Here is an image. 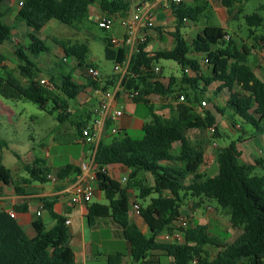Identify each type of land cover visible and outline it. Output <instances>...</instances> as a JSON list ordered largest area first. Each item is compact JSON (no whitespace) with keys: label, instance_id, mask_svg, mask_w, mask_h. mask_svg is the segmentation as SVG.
<instances>
[{"label":"trees","instance_id":"obj_1","mask_svg":"<svg viewBox=\"0 0 264 264\" xmlns=\"http://www.w3.org/2000/svg\"><path fill=\"white\" fill-rule=\"evenodd\" d=\"M4 1L0 0V6ZM14 1L18 6L15 20L36 32L50 20L75 28L87 19L93 6H97L105 15L124 17L130 12L132 4V0ZM221 3L234 20L242 12L241 6L235 10L233 8L241 0H221ZM168 7L174 19V31L170 33L174 41L173 47L149 53L146 51L148 42L137 45L130 56L127 74L121 80L123 90L139 91L140 97L134 102H142L148 107L150 121L143 125L142 137L138 139L120 130L112 134L110 123H105V138L96 144L94 162L98 167L95 174L98 190L106 203L86 205L88 225L91 228L96 220L109 219L128 243L132 264H161L162 257L170 258L171 264H264V174L259 176L254 173L260 163H241L236 143L231 142L216 151L217 175L204 178L198 173L203 164L204 150L186 135L189 130L214 126L215 120L211 112L205 110L203 117H200L190 106L192 103H199L200 106L201 102L206 104L201 98L212 84L216 85L213 95L225 93V107L233 110L234 116L242 125L250 126L254 135L264 134V83L248 65L251 51L264 49V34H256L259 28L264 31V20L257 13L243 17L249 38L253 41L250 46H238L231 38L224 40L228 34L218 26H206L188 43L181 30L186 22H198L208 7V1L184 0L180 4L171 3ZM11 33L12 28L4 22V15L0 10V45L7 42L13 44L14 55L22 65L20 74L27 78L25 85L14 78L12 71L6 69V58L0 52V70L5 74L4 77L0 76V97L31 102L48 114L59 110L57 118H61L67 109V100L77 97L84 86L76 84L71 73L61 75L59 85L55 83V76L50 75L49 81L62 93L64 100L52 90L41 86L36 79L33 62L23 48L12 42ZM31 38L32 42L26 49L29 54L37 56L49 52L44 41ZM96 39L103 44L106 60L123 63L128 55L126 48L115 47L109 38ZM52 42L61 49L63 60L71 57L80 68L94 67L85 61L87 44H70L57 39ZM225 43V48L220 46ZM160 60L174 61L180 66L179 84L175 83L173 77L168 79L166 85L158 81L154 68ZM186 67L190 68L189 74L184 73ZM118 78L119 76H111V81H107L103 89H107L108 84L113 85ZM88 83L95 89L99 87L95 81L88 80ZM151 94L163 97L177 94L186 102L179 104L175 117L165 119L153 113V107L146 99ZM50 101L53 107L47 110ZM58 102L60 105L55 107ZM215 109L218 113H223L221 109ZM77 128L80 130L81 125H77ZM214 130V135L217 136L215 127ZM174 144H178L175 150ZM169 162H182L184 167L176 169L161 165ZM114 164L126 167L130 171L131 180L141 172L153 177V185H141L138 196L145 199L152 194L156 195L146 206H139V216L148 229L147 235L129 218V188L110 178L105 171L106 166ZM23 168L31 180L41 184L48 182L49 169L42 161L24 164ZM72 170L78 172L74 167L65 166L57 171L56 176L63 179ZM189 177L193 181L184 185L183 181ZM9 183L17 194H24L12 179L10 171L0 165V189L1 185ZM187 196L199 200L193 203V209L208 201H215L229 216L230 226L241 229L242 233L231 243H225L209 236L205 225L191 226L187 220L182 243L157 242L156 237L160 233L175 229L181 218L182 201ZM37 200L54 225L47 228L38 215L32 221L35 236L30 238L14 218L0 211V264H76L74 252L69 245L67 219L53 209L56 198L43 197ZM208 246L218 249L215 256L206 255L204 248ZM122 256L121 253L110 255L109 264H120Z\"/></svg>","mask_w":264,"mask_h":264},{"label":"rangeland","instance_id":"obj_2","mask_svg":"<svg viewBox=\"0 0 264 264\" xmlns=\"http://www.w3.org/2000/svg\"><path fill=\"white\" fill-rule=\"evenodd\" d=\"M142 1L144 0H132V13L135 10V5L140 4ZM145 1H147L148 3H153L155 0ZM220 2L221 0H211V5L214 7H218L221 5ZM6 6H8L7 3L1 6V10H3L5 14L4 21L6 23H11V14H9L8 10L4 9ZM238 6H241L242 12L237 16V19L226 21L227 19L224 20V17L226 16L224 13L220 14L219 17L222 20V24L224 26L229 25V28H227L226 30L229 38L234 40L238 46H249L253 43V41L252 38H249L248 28L244 22L243 17L245 15H252L253 13H257L264 20V0H241L240 4L235 3V5L233 6L234 10ZM98 15L99 11L97 6H95V8H92L90 10V14L88 15L87 19H85L82 23L77 24L75 28L66 26L55 20H50L38 32L27 30L28 34L34 35L37 38L44 40L45 45L49 48L48 53H40L37 56H33L26 50L31 41L29 36L27 35L26 37L21 38V43L19 44V46L25 50V52L29 56V60L33 62L36 69L35 75L38 79H40L41 77L49 79L48 77H50V75H53L56 78V85H59L58 80L60 79V76L71 73L72 76H77L76 79H78L79 81L88 83L87 79L91 80L88 74V68H86L87 79L82 78L79 74L80 71H84V69L77 66V61L74 58L67 57L65 60H63L64 57L62 51L57 45L52 42L53 39L62 40L70 44L76 42L87 44L88 54L86 55L85 61L86 63L93 65V69L97 70V72L99 73L98 79L117 76L113 73L114 63L112 61L106 60L104 56L103 44L96 38H109L111 40L116 39L120 41L122 39L123 29L120 25L119 19H117L113 26L107 30L99 28L97 25ZM164 22L165 24L161 25L162 28H160L162 32H160V34L157 33V36L159 37L158 40L151 39V41H149L150 49L154 52L159 50H169L173 46V39L169 36V33H172L174 31V20L172 16H169L168 19H164ZM12 24H14V22ZM208 24L220 25L221 23L219 22L217 17L210 18L208 16L204 17L203 15L196 23L186 22V27L181 30V33L185 37L186 41L190 42L189 40L195 37V34ZM193 25L195 26L192 27ZM256 34H264V31L259 28L256 30ZM10 46V42L1 45L0 52L5 56L6 60H10L11 63L20 64L19 60H14L12 58L13 56H16L14 54L12 55ZM220 46L225 48L227 46V43L221 44ZM258 53H264V50L258 49ZM255 60L257 62H260L262 61V58H260V56L257 54ZM248 61L249 65L252 66V55L248 58ZM156 66L158 69H160V72H158L157 74L158 80L160 79L161 75L164 77H173L175 83L179 84L181 77V68L176 62L170 60H160L158 61ZM13 70L17 71V68H14ZM203 71L206 72V69L204 68ZM12 75L18 81H20V79L21 81L24 80L23 78H20V76H18V71L17 73L12 72ZM0 76H5L4 72L1 70ZM262 80L264 81V79ZM52 91L54 94L58 95L60 99H63L64 96L55 87V85H53ZM203 98L211 99V103H213L214 105H218L220 109L223 107L220 101L214 102V97L210 93L204 94ZM185 102V100L181 101V103ZM67 103L72 109H75L77 107L76 101L73 99H68ZM52 107L53 103L50 101L47 104L46 109L50 110ZM138 107H140L141 110H146V107L144 105H138ZM201 107L203 110H210L217 121L222 118V116L215 112L212 104L210 105L209 102H206V106ZM57 115V111H54L52 114H48L46 111H42L37 105L31 102L22 100H5L0 97V164L10 171L15 180L16 177L25 178L28 179L33 185H40L39 182L30 180L29 175L23 168L24 164L29 163L25 151L27 149H30L33 157L40 158L42 160L44 159V155L43 153H41L40 144L45 138L51 137V129L53 128V126L58 125V121L56 119ZM136 115L138 116L139 112ZM225 115H227V112ZM237 122L238 124L240 123L238 120ZM244 127L248 126L244 125ZM207 129L208 128L189 130L186 134L192 140H196L194 141V143H200V145L204 147L206 143H211V140L206 137V135L203 138L201 136L202 133L206 132L204 130ZM219 133L221 135L219 138L216 135L212 136V138L215 139L216 143V148L213 147L214 152L228 146L231 142H235L237 144L238 138L243 136L241 132L233 131L227 127H224L223 125L219 126L218 134ZM129 135L134 139H138L142 137V131H131L129 132ZM254 144L257 147H263V143L260 142L259 139L255 140ZM80 148L81 147L78 144H66V146L53 148L51 150V155L54 157V161L53 165L51 166L54 168L64 165L65 153L67 152H70L77 157L80 152ZM175 148H177V144H175ZM164 165L169 164L164 163ZM173 165L176 166V164ZM216 175L217 165L216 163H213L211 168L206 172L204 178H212ZM147 177V173L141 172L138 175V178L134 180V182L139 181L142 186H149L151 184L152 178ZM50 187L51 184L49 182H46L45 189H49ZM131 189L134 191L139 204L141 203L143 205H146V203L149 202L151 198L156 197L155 194H152L146 199H140L138 197L139 184ZM198 201V199L187 196L181 204L180 211L185 219L188 220V223L191 224V226H196L199 223L204 224L207 226L210 235L225 243H231L242 233L241 229L231 228L229 224V216L225 211L219 208L215 201H208L201 204L199 208L193 209V203H197ZM102 202L105 203L106 201L102 199ZM174 230L179 231L177 225H175ZM92 241L94 242L92 264H106L105 258L101 259L100 256L96 254V252H98L102 256L114 255L117 252L123 255L127 254L125 240L121 236H116V233L114 234L111 229L103 228L100 232L94 230L92 234ZM204 252L209 257H213L218 252V249L208 246L204 248ZM169 262L170 259L168 257L161 258V264H169Z\"/></svg>","mask_w":264,"mask_h":264},{"label":"crops","instance_id":"obj_3","mask_svg":"<svg viewBox=\"0 0 264 264\" xmlns=\"http://www.w3.org/2000/svg\"><path fill=\"white\" fill-rule=\"evenodd\" d=\"M159 1H160V5H158V7L156 8L153 29L145 30L142 32L147 37V42L149 44H147L146 51L149 53L154 52L150 49V42L149 41H151V39L158 40L159 37L157 36V33L160 34V32H162V30H160V28H162L161 25L165 24L164 19L165 18L168 19V17L172 16V14L169 10V7L167 5H165L164 0H155L153 3L152 2L148 3L147 1L144 0L140 4L135 5V8L137 6H140L143 3L149 4L151 6H155V5H157V2H159ZM5 3H7L8 6H6L4 9L8 10L9 14H11L10 20L12 22L11 23H6L5 21L4 22L10 26L12 25L11 26V28H12V33H11L12 34V42L19 45L21 43V38H24L28 35L30 40H31L30 41V43H31L32 42L31 37L37 38L34 35L28 34L27 30H32V29L27 27L24 23L17 22L15 20V15H16L17 10H18L17 2L14 0H5L2 3V5ZM1 6H0V10H1ZM92 8H95V6L91 7L90 10ZM1 11H2L3 15L5 16L3 10H1ZM98 11H99V15L97 16V20L100 17H103L105 15L99 9H98ZM222 13H224L226 15L224 17L225 18L224 20L227 19L226 21H230L231 19H233L232 16L228 14L227 9L222 6V3L220 6L214 7L211 5V0H210V1H208V7H207L206 11L201 16L204 15V17L208 16L210 18L217 17L219 22L221 23L220 25L219 24H208L206 26H218V27L223 28L226 31L227 28H229V25L224 26L222 24V20L219 17V15ZM131 14H132V12L130 10V13H128V15H131ZM199 20H200V18H199ZM13 22H14V24H12ZM194 26L195 25H193L192 27H194ZM206 26H204L199 32H197L195 34V36L197 34L201 33L202 30ZM32 31H34V30H32ZM170 33H169V36H170ZM193 38H195V37H193ZM193 38H191L189 41L191 42V40ZM37 39H40V38H37ZM42 41H44V40H42ZM190 42H188V43H190ZM10 44H11L10 50H11V53L13 55L14 54L13 44L12 43H10ZM173 45H174V41H173ZM257 54L260 56V58H262V61L257 62L255 60V57ZM251 55L253 56V62L251 63L252 64L251 68L253 70V73L255 74V76L258 79H260L264 83V81L262 80V79H264V53H258V49H253L251 51L250 56ZM12 58L14 60H18L14 56ZM248 65H249V61H248ZM21 67H22L21 63L20 64H13V63H11L10 60H6V69L11 70L12 72H16V73L18 71V74H19L18 76H20V78L24 79L23 81H21V79H20L19 82L22 85H25L27 78L21 76V74H20ZM14 68H17V71H14L13 70ZM155 68H157L156 65H155ZM203 68H204V66H202V69ZM82 69H84V71H80L79 75H80V77L87 79L86 68H82ZM159 72H160V69H159ZM76 77L77 76H75V75L72 76V80L76 84L84 86V89L78 94L77 97H75L73 99L76 101L77 107L75 109H72V108H70V106L67 103V109L65 110V114H63V116L59 119L56 118L58 121V125L53 126V128L51 129V132H50L51 137L45 138L42 141V143L40 144L41 153H43L44 159L42 160L40 158L33 157L30 149H27L25 151V154H27V159H28L30 164L36 160L42 161L45 164V166L49 169L48 175L55 177L56 181L51 182L50 180H48V182L51 184V187L49 189H45V183L44 184L40 183V185H38V186L33 185L30 183V181L28 179H25V178H17L16 177V180H15V178L11 174L12 179L18 183L19 188L24 192V194H22V195L17 194L15 192L12 184L9 183L8 185H1L0 196L3 198L7 209H10L13 211V213L15 215L14 219L17 221V223L22 227V229L25 231L27 236L30 238L35 236V232L32 228V221L38 215L41 217L42 221L47 225V228H50L54 225V222H52L50 220L48 213L45 210H43L42 205L39 203L37 198H43V197H48V198L54 197V198H56V202L54 204L53 209L57 214L65 217L67 219V221H69V224H68L69 235H70L69 245L74 252L76 264H92V262H93V259H92V257H93V246H94V242L92 241L93 231L95 230L97 232H100L101 229L106 228V229H111L114 234L116 233V236H120V235H119V231L115 228L114 225L111 224L109 219H98V220H96V224L90 228L88 225L87 218H86V214H87L86 205L87 204L73 203L71 201L72 187L84 177L80 173L78 167L83 160H85L86 158H88L91 155L92 150H93L92 145L85 143L84 140L81 138L80 132L77 128V125L80 124L81 126H84L85 124L89 123L91 120L94 119L93 109L95 107H97L99 100L101 98L102 92L114 90L116 82L118 81V79H117V81H115L113 83V85L108 84L107 89L104 90L103 89L104 85H106L107 81H111V77H109V78L107 77L105 79L100 78L97 81H95L99 85L98 89L93 88V86H91L89 83L79 81L78 79H76ZM41 78H45V77H41ZM169 78L170 77H164L161 75V77L158 81L161 84L166 85L168 83ZM36 79L39 80L37 77H36ZM165 79L167 80V82ZM87 80H89V79H87ZM215 88H216V85L212 84L211 86H209L207 88V90L204 94L210 93L214 97L213 98L214 102L220 101L222 103V105H223V107L221 108V110L223 111L222 114L217 112L215 107L216 108H219V107H218V105H214L213 103H211V99H209V98L204 99L203 98L204 95H203L201 100L209 102L210 105L212 104V107L215 110V112L218 113L220 116H222V118L218 121L214 117L215 124L213 127L216 128L217 137L219 138L221 136L220 133L218 134L220 125H223L224 127H227L233 131L241 132V134L243 136L238 138V142L236 144V147H237L238 151L240 152V162L245 163V164L255 165L256 161H258L260 163V166L256 167V169L254 170V173L256 175L261 176L262 174H264V134L254 135L251 127H249V126L244 127V125H242L241 123L238 124V122H237L238 119L236 116H234L233 110L230 107H227V108L225 107L226 101H227V96L225 95V93H222L219 96H214L213 91L215 90ZM177 98H178L177 94L167 95L164 97L151 94L146 99L149 102V104L153 107V113H155L156 115L162 116L165 119H170V118L176 116L177 107L179 106V104H181V101H179ZM64 99H65V97H63L62 100H64ZM59 105H60V103L58 102L54 106L58 107ZM138 105H144L146 107V110H141V108L138 107ZM114 106L121 107L123 109V115H122V117L118 118L115 123H110V125H111V127H116L118 130L122 131L124 134L129 135V132L135 131V130H141L142 131L143 125L150 121L148 107L142 102L136 103V102H132V101L127 100L125 93L123 91H120L117 94L112 107H114ZM190 106L193 108L194 112L198 116L203 117V112L205 110L202 109V107L199 105V103H192V104H190ZM56 111L58 114L60 113L59 110H56ZM207 111L210 112V110H207ZM138 112H139V115L137 116L136 114ZM226 112H227V115H225ZM224 115H225V117H224ZM103 130H104V126L102 128H100L98 131L99 137L96 140V143L105 138V135L103 134L104 133ZM204 131H206V132L202 133V135H201L202 138L206 135V137H208L211 140V142L215 141V139L212 138L213 135H210L208 129L204 130ZM187 137L193 143H194V141H196V140H192L189 136H187ZM257 139H259L260 142L263 143V147H257L254 144V141ZM66 144H69V145L70 144H75V145L78 144V145H80L81 148H80V152H79L78 156L76 157V156H74V154L67 152V153H65V164L62 166H57V167L53 168L51 165H53L54 157L51 155V150L53 148L66 146ZM194 144L200 145V143H194ZM173 148H174V150L177 149L178 144H177V148H175V144L173 145ZM202 148L204 150V159H203V164L200 166V168L198 170V173L204 177L206 172L213 165V163H216L215 162L216 152H214V149H213V146L211 143H206V145ZM214 148H216V147H214ZM49 160H51V161H49ZM166 164H169V165H164V163H162L161 165L164 167L170 166V167H173L176 169H182L184 167V163H182V162H178V163L169 162ZM173 164H176V166ZM65 166L74 167L77 169L78 172H75L72 170L67 174V176L65 178L58 179L56 176L57 171L60 168H63ZM105 170H106L107 175L116 181H119L123 177H126V178L129 177V172H130L126 167L119 165V164L106 166ZM14 175H16V174H14ZM147 175H148L147 178H152L151 184L149 186H147V187H150L153 185V177L148 173H147ZM137 178H138V176L136 178H134L133 181L136 180ZM192 181H193V179L189 177L183 181V184L188 185ZM137 183L139 184V187H140L141 184L139 183V181L134 182V184H132V185H130V184L126 185L129 188L128 200H129L130 207H129L128 215H129L130 220L137 225L138 229L143 234L147 235L148 229H147L146 225L144 224V222L142 221V219L140 218L139 212L138 213L133 212V211L131 212L132 205L135 204L138 207L139 206L144 207L149 203V202H147L146 205H143L141 203L139 204V202L137 201V197L134 194V191L131 189V188L135 187L136 185H138ZM123 185H125V184H123ZM102 199H104L103 194L98 190L97 183H95L92 199L90 200V202L88 204H92V203L105 204L106 202L105 203L102 202ZM180 215H181V217L185 218L182 215L181 211H180ZM198 225H204V224L199 223ZM175 231L176 230L173 229L170 232L167 231V232L160 233L156 237V241L161 242V243H171V240L166 239V237L174 235L176 233ZM207 234L209 236H212V235H210L208 228H207ZM212 237H214V236H212ZM125 244H126L127 254L126 255L122 254L123 256L120 259V264H132V261H131L130 255H129V250H130L129 245L127 242ZM117 253H119V252H117ZM96 254L98 256H100L101 259L105 258L106 264H109V256L110 255L102 256L98 252H96ZM169 264H171V259H170Z\"/></svg>","mask_w":264,"mask_h":264},{"label":"built area","instance_id":"obj_4","mask_svg":"<svg viewBox=\"0 0 264 264\" xmlns=\"http://www.w3.org/2000/svg\"><path fill=\"white\" fill-rule=\"evenodd\" d=\"M165 5L169 4H180L184 0H164ZM19 6L21 3L18 4ZM160 5V1L157 5L151 6L149 4H141L137 6L131 15L119 16V15H104L97 20V25L101 29H109L113 26L117 19L120 20V25L123 29L122 39L120 41L113 39L111 42L115 47H123L128 51L126 59L121 64L114 63L113 73L119 76L116 82L115 89L112 91H104L101 94V98L97 107L93 109L94 119L89 123L81 126L79 132L81 138L85 143L92 145L91 155L83 160L79 165V171L84 176L79 182H77L71 190V201L73 203H84L88 204L92 199L94 192V184L96 183L95 174L98 170L97 164L94 162V154L96 147V140L99 137V129L102 128L106 122L115 123L118 118L122 117L123 109L121 107H112L117 94L120 91L125 93L126 99L134 102L135 99L140 97V93L137 90L125 91L122 88L121 80L125 74H127V68L130 60L131 54L136 50L137 45L147 42V37L144 33L145 30H151L154 27V17L156 13L157 6ZM229 36L225 35L224 40H228ZM155 74H158L159 69L154 68ZM184 73L189 74L190 68H184ZM88 74L91 80L97 81L99 78V73L96 69L88 68ZM39 84L46 89L52 90L53 84L47 78H41L38 80ZM179 101H183V97H178ZM204 102H201V106H205ZM69 112V111H68ZM118 131L116 127L111 128V133L115 134ZM210 135H214V127L208 128ZM213 147H216L215 141L211 142ZM106 171V170H105ZM47 179L51 182H55L56 178L47 175ZM121 184H134V181L129 179V177H123L119 180ZM0 211H4L10 215V217L15 218L12 210L7 209L3 198L0 196ZM139 212V207L137 205H132L131 212ZM69 221H66V225ZM179 231L171 236H167L166 239L171 240V242L182 243L184 240L183 231L187 228V220L181 217L176 224Z\"/></svg>","mask_w":264,"mask_h":264}]
</instances>
